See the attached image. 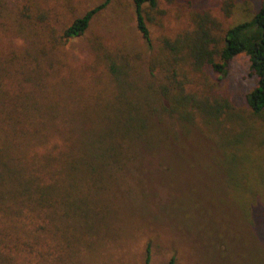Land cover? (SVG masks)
I'll list each match as a JSON object with an SVG mask.
<instances>
[{"label":"rangeland","instance_id":"374dc122","mask_svg":"<svg viewBox=\"0 0 264 264\" xmlns=\"http://www.w3.org/2000/svg\"><path fill=\"white\" fill-rule=\"evenodd\" d=\"M101 1L0 0V162L16 156L18 143L23 151L31 146V135L18 128L41 122L62 124L71 139H97L107 150L95 180L86 168L61 176L64 187L80 189L87 212L63 218L68 235L58 264H145L146 249L149 264L170 257L174 264H264V121L250 118L245 102L254 84L246 57L233 56L224 76L209 78L254 139L226 144L237 125H207L198 113L183 120L159 89L162 38L190 32L196 12H206L221 36L249 20L261 0H157L144 13L149 46L135 28L132 0H108L81 36L60 38ZM25 104L64 116L40 121ZM129 105L126 115L146 122L141 138L95 135Z\"/></svg>","mask_w":264,"mask_h":264},{"label":"trees","instance_id":"16d2710c","mask_svg":"<svg viewBox=\"0 0 264 264\" xmlns=\"http://www.w3.org/2000/svg\"><path fill=\"white\" fill-rule=\"evenodd\" d=\"M107 1H101L74 18L62 30L60 38L68 40L81 36L92 16ZM132 5L135 28L149 46L144 13L146 9H155L157 0H132ZM213 21L206 12H196L190 32L172 40L161 39V47L166 50L161 63H165L166 68L164 82L159 89L161 95L169 100L170 110L183 120L192 119L193 113H198L207 125H220L223 121L237 125L234 134L227 138L226 144L231 145L235 141L242 142L241 138L254 139L255 132L234 111L235 105L227 93L212 89L209 75L214 74L216 78L224 76L230 59L243 54L249 74L254 78L253 87L245 96L249 116L264 121V0L249 20L233 24L221 36L212 32ZM111 63L109 70L119 86V70ZM182 65H186V72L180 70ZM24 109L40 121L64 116L59 109L38 104L32 107L25 104ZM130 109L120 117L115 115L119 122L115 120L100 134H92L101 139L112 136V142L113 135L118 133L124 138H141L146 122L144 119L135 122L132 116H127ZM19 130L31 135V146L23 151L18 143L16 156L0 162V264H58L68 235L63 218L69 213L80 215L87 212L83 199L78 195L82 193L80 189L77 190L73 183L64 187L61 176L65 171L68 176V171H84L86 168L95 180V176H99L100 170L108 164L107 150L99 147L97 139H71L62 124H25ZM110 148L113 149L112 146ZM233 156L230 154L229 159L234 162ZM83 176L75 178L76 185L81 183ZM144 262L149 264L147 249ZM166 264H174L173 257Z\"/></svg>","mask_w":264,"mask_h":264}]
</instances>
